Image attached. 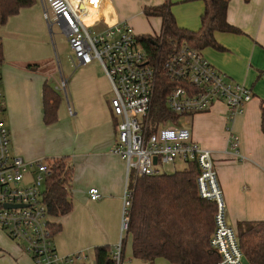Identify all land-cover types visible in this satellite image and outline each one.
Listing matches in <instances>:
<instances>
[{
	"label": "crops",
	"instance_id": "crops-1",
	"mask_svg": "<svg viewBox=\"0 0 264 264\" xmlns=\"http://www.w3.org/2000/svg\"><path fill=\"white\" fill-rule=\"evenodd\" d=\"M228 1L227 21L241 31H216L215 44L201 52L227 79L250 87L253 98L232 122L224 102L187 120L192 139L214 153L228 221L237 231L241 222L264 223V0ZM165 3L180 28H201L204 0H103L99 14L88 21H98L103 30L129 23L138 35L155 37L162 31L163 18L148 16L144 9ZM50 26L42 0L22 7L0 26L4 52L0 86L5 107L0 116L15 154L27 161L67 157L72 164L73 209L54 219L61 225L54 235L57 254L64 259L82 252L90 258L86 264H94L91 253L96 247L114 248L124 239L123 264H176L164 257L154 261L133 257L132 236L122 231V219L125 192L131 191L134 174L128 177L126 161L113 151L119 119L111 105V81L99 61L80 65L71 48L70 65L65 63L57 76ZM63 80L67 81L66 93L58 88ZM45 83L60 95L58 118L52 124L44 121ZM227 128L238 136V154L229 144ZM92 187L99 189V200L91 199ZM18 247L9 249L8 255L0 247V263L34 264Z\"/></svg>",
	"mask_w": 264,
	"mask_h": 264
},
{
	"label": "built area",
	"instance_id": "built-area-1",
	"mask_svg": "<svg viewBox=\"0 0 264 264\" xmlns=\"http://www.w3.org/2000/svg\"><path fill=\"white\" fill-rule=\"evenodd\" d=\"M42 3L49 24L52 12L63 27L74 59L80 65L99 61L111 81L114 93L111 105L119 119L113 151L126 161L128 177L159 174L160 163H174L178 159L196 161L201 170L197 178L199 194L216 203L215 230L210 241L220 255L216 264H243L237 231L228 221L214 153L192 139L189 122L181 123V118H191L209 111L217 102H224L227 118L232 122L252 100V89L227 79L201 50L188 43L180 44L162 61H156L143 37L129 23H118L94 33L88 18L99 14L103 0H42ZM161 75L170 83L165 107L175 118L156 112V88ZM1 81L0 73V84ZM66 84L63 80L58 87L65 93ZM2 107L0 86V112ZM227 130L229 144L238 154V136L231 128ZM49 174L48 162L27 161L11 150L10 132L0 116V227L21 245L34 264L87 263L90 258L82 252L64 259L56 252L52 217L43 201ZM89 194L93 200L101 198L96 187ZM131 205V191L127 190L122 219V231L126 234ZM113 258L116 264L124 263V239L114 247Z\"/></svg>",
	"mask_w": 264,
	"mask_h": 264
},
{
	"label": "trees",
	"instance_id": "trees-1",
	"mask_svg": "<svg viewBox=\"0 0 264 264\" xmlns=\"http://www.w3.org/2000/svg\"><path fill=\"white\" fill-rule=\"evenodd\" d=\"M249 1V0H245ZM36 0H0V26L22 7L31 6ZM205 12L201 28L191 31L180 28L170 5L145 7L148 16L163 18V27L155 40L143 37L145 46L156 61H162L180 44L201 50L215 44L216 31L239 33L241 30L227 21L228 0H204ZM4 61L3 42L0 38V65ZM170 83L160 76L156 88L155 108L163 117H173L166 109V96ZM60 95L48 83L44 85V121L56 122ZM5 110V107H2ZM262 130L264 132V101L261 104ZM51 162V163H49ZM50 174L45 181L43 201L52 217V227L61 230L54 219L70 213L72 164L67 157L50 160ZM185 162V161H184ZM183 170L159 173L151 176L133 175L131 187L132 205L129 209V230L132 236L133 257L154 261L164 257L176 264H216L219 253L211 247L215 230L216 203L200 196L197 178L200 166L196 161H186ZM239 245L244 256L254 264H264V223L241 222L237 227ZM113 249L108 245L95 248L96 264H116ZM77 264H86L80 262Z\"/></svg>",
	"mask_w": 264,
	"mask_h": 264
},
{
	"label": "rangeland",
	"instance_id": "rangeland-1",
	"mask_svg": "<svg viewBox=\"0 0 264 264\" xmlns=\"http://www.w3.org/2000/svg\"><path fill=\"white\" fill-rule=\"evenodd\" d=\"M90 26H92L91 28L94 33H99L100 31L103 30L102 26H100L99 24H90ZM50 28H51L52 45H53V50H54L55 68L58 73L57 76L58 75L60 76V73H59L60 68L61 70H63L64 69L63 66H65V63L70 65V62L72 60L71 58L72 53L70 50L71 46L69 44L67 35L63 31L60 24L57 22V19L54 13L52 12H51ZM51 82H55V81H51ZM60 82L61 81H59L58 84H60ZM182 122L188 123V120L185 118H181V123ZM186 166L187 164L186 162H184V160L178 159L174 163H168V164L160 163L158 168L160 169L161 173H173L175 171L183 170ZM18 246L21 247V245H18L16 241L12 240L6 232L0 229V247L4 248L7 251L6 253H4V255H8V252H10L9 249H15V248L18 249L19 248ZM128 254L129 253H127L126 255L127 259L128 257H130L128 256ZM91 256H93V253H91ZM134 263H137V262L134 261ZM0 264H3V260L1 261Z\"/></svg>",
	"mask_w": 264,
	"mask_h": 264
},
{
	"label": "water",
	"instance_id": "water-1",
	"mask_svg": "<svg viewBox=\"0 0 264 264\" xmlns=\"http://www.w3.org/2000/svg\"><path fill=\"white\" fill-rule=\"evenodd\" d=\"M154 162L156 163L157 162V157L154 158ZM94 264H96V262H94ZM243 264H249L247 258L244 256L243 258Z\"/></svg>",
	"mask_w": 264,
	"mask_h": 264
}]
</instances>
